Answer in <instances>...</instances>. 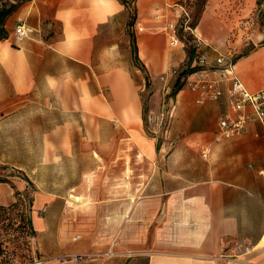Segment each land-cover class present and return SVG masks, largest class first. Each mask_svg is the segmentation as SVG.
Masks as SVG:
<instances>
[{"label":"crops","instance_id":"0c3cea01","mask_svg":"<svg viewBox=\"0 0 264 264\" xmlns=\"http://www.w3.org/2000/svg\"><path fill=\"white\" fill-rule=\"evenodd\" d=\"M185 1L23 0L7 19L0 171L33 184L43 264H264V126L220 136L230 83L203 103L182 88L166 130L149 132L159 77L178 64L165 27ZM253 2L209 0L201 20L249 16ZM23 23L34 32L17 44ZM206 64L220 79L214 58ZM233 67L251 93L264 88V46ZM12 191L0 182V206ZM238 241L253 251L223 260Z\"/></svg>","mask_w":264,"mask_h":264},{"label":"rangeland","instance_id":"374dc122","mask_svg":"<svg viewBox=\"0 0 264 264\" xmlns=\"http://www.w3.org/2000/svg\"><path fill=\"white\" fill-rule=\"evenodd\" d=\"M20 2L0 0V10ZM207 3L208 0H186L181 3L183 8L180 7L182 15L178 21V36L182 44L170 51L177 54L178 64L159 77L158 82L162 87L152 98L153 104L159 108L174 96L173 89L185 70L194 71L183 78V88L189 89L186 86L187 78L197 71L208 69L207 64H200L201 57H205L206 62L214 58L216 63V59L222 55L237 63L244 55H250L264 46V0H254V9L246 17L201 20ZM226 16H232V9L228 10ZM202 26L205 33L200 30ZM137 64L150 80L141 63ZM153 92L148 88L142 93L146 113L152 104ZM0 181L13 187L10 203L0 211V264H43L29 223L34 201L33 184L28 180L30 185L23 176L14 172L7 174L0 171Z\"/></svg>","mask_w":264,"mask_h":264},{"label":"built area","instance_id":"2783aa9c","mask_svg":"<svg viewBox=\"0 0 264 264\" xmlns=\"http://www.w3.org/2000/svg\"><path fill=\"white\" fill-rule=\"evenodd\" d=\"M186 26L188 21L185 22ZM33 29L21 24L15 30L14 41L17 44L24 43L33 34ZM165 33L168 38V47L177 49L181 46L182 40L178 36V23H170L165 27ZM200 64H206V58H200ZM216 65L219 67L220 79H211V71L203 69L189 76L186 80V86L193 92L202 94L200 103L206 100H219L225 93L220 86V81H228L230 88L227 92L229 103L228 110L222 113L218 121V130L220 136L225 139L239 137L246 133L247 128L252 124L264 126V88L259 92L251 93L246 85L234 71V62L230 58L220 55L216 59ZM177 72H174L176 74ZM176 111V103L170 98L166 101L162 109L157 114L150 115L148 122L149 132L163 133L166 130ZM264 176V172H263ZM234 254H223L221 258L226 261H234L243 255L249 254L254 247L246 245L243 242H235L233 245Z\"/></svg>","mask_w":264,"mask_h":264},{"label":"trees","instance_id":"16d2710c","mask_svg":"<svg viewBox=\"0 0 264 264\" xmlns=\"http://www.w3.org/2000/svg\"><path fill=\"white\" fill-rule=\"evenodd\" d=\"M122 3L125 5V7H128L130 8V2L129 0H121ZM209 1V0H208ZM18 5L17 4H11L10 6H8L7 8H3L0 10V41L2 40H5L7 39V30H6V27H5V24H6V21L7 19L14 13L16 12L15 10L17 9ZM134 20H135V14L132 16L131 18V27H133L134 25ZM133 39V45H132V51H133V54H135V62L136 63H139V58H138V54H137V42H136V39H134V37H131ZM245 56H248V55H244ZM242 57V58H244ZM193 57L191 56V59ZM191 69H187L185 70L182 74H181V77L178 79L177 83H176V86L174 87L173 89V95L175 96L179 91L182 90L183 88V78L192 74L194 71H190ZM146 85L147 87H149V80L146 78ZM0 182H3V181H0ZM27 183H29V181H26ZM30 184V183H29ZM31 185V184H30ZM1 210H5L4 206H0V211ZM1 216V215H0ZM30 229L32 230V233L33 235L35 236V233H34V230L32 229V223H31V217H30ZM33 236V237H34Z\"/></svg>","mask_w":264,"mask_h":264},{"label":"water","instance_id":"95a60500","mask_svg":"<svg viewBox=\"0 0 264 264\" xmlns=\"http://www.w3.org/2000/svg\"><path fill=\"white\" fill-rule=\"evenodd\" d=\"M21 0H13L14 3H18L20 2Z\"/></svg>","mask_w":264,"mask_h":264}]
</instances>
